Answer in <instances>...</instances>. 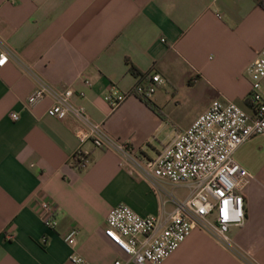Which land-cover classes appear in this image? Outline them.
Returning <instances> with one entry per match:
<instances>
[{"label":"crops","instance_id":"1","mask_svg":"<svg viewBox=\"0 0 264 264\" xmlns=\"http://www.w3.org/2000/svg\"><path fill=\"white\" fill-rule=\"evenodd\" d=\"M4 49L0 264H73L74 255L88 264H133L105 235L110 212L128 206L165 220L197 184L151 183L118 153L81 146L79 122L48 116L54 99L34 107L28 100L41 82L72 90L93 123L155 158L212 103L247 109V69L264 50V0H0V55ZM132 66L167 84L150 99L154 109L132 95L113 111L105 100L113 89L129 95L144 81ZM80 150L90 159L84 169L73 160ZM235 160L253 176L243 191L246 223L229 235L239 254L196 229L164 264H264V136ZM42 201L59 209L52 229L41 219ZM73 229L79 235L70 246Z\"/></svg>","mask_w":264,"mask_h":264},{"label":"built area","instance_id":"2","mask_svg":"<svg viewBox=\"0 0 264 264\" xmlns=\"http://www.w3.org/2000/svg\"><path fill=\"white\" fill-rule=\"evenodd\" d=\"M9 59V51L4 49L0 55V68L5 67ZM247 74L251 81L247 109L235 102L212 103L205 114L188 130L179 133L155 158L135 150L129 142L112 138L102 125L93 123L85 109L73 104L72 90L58 91L41 82L30 96V107L48 97L54 99L48 116L79 122L77 138L81 146L92 143L97 149L118 153L123 164L143 179L151 183L197 184V191L188 200L177 202L175 210L165 220L143 217L128 206L116 207L110 212L105 235L133 264H164L196 229L210 234L219 244L239 254L229 235L231 228H240L246 223L243 191L253 176L236 162L235 156L251 139L264 136V50L251 63ZM149 78L148 84H139L129 95L113 89L106 96V102L116 111L132 95L150 100L167 81L159 74ZM11 118L15 122L20 120L19 114H13ZM73 160L78 162V169H84L90 163L88 154L82 150ZM58 212V207L51 201L40 203V216L46 227L52 229L55 226ZM78 235L77 229L71 230L66 243L75 246ZM8 239L13 237L8 236ZM42 243L46 244V240ZM70 261L88 264L75 255Z\"/></svg>","mask_w":264,"mask_h":264},{"label":"trees","instance_id":"3","mask_svg":"<svg viewBox=\"0 0 264 264\" xmlns=\"http://www.w3.org/2000/svg\"><path fill=\"white\" fill-rule=\"evenodd\" d=\"M132 73L137 76V77H141L142 79H144V81L142 82L144 85L148 84V82H146V80H150V76L149 75H142L137 69H135V67L132 66ZM139 99H141V101H143L144 103H146L148 106L152 107L154 109V107L152 106V103L150 100H147L145 97L142 96H137ZM75 166L77 167L78 162L75 160Z\"/></svg>","mask_w":264,"mask_h":264},{"label":"rangeland","instance_id":"4","mask_svg":"<svg viewBox=\"0 0 264 264\" xmlns=\"http://www.w3.org/2000/svg\"><path fill=\"white\" fill-rule=\"evenodd\" d=\"M239 107L243 108L242 106H239Z\"/></svg>","mask_w":264,"mask_h":264}]
</instances>
